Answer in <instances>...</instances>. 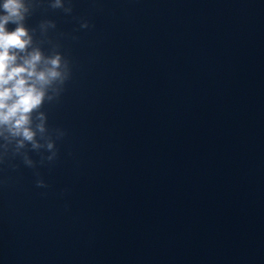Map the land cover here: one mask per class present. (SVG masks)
<instances>
[{
  "label": "clouds",
  "instance_id": "clouds-1",
  "mask_svg": "<svg viewBox=\"0 0 264 264\" xmlns=\"http://www.w3.org/2000/svg\"><path fill=\"white\" fill-rule=\"evenodd\" d=\"M52 9H61L65 14L73 11L72 0H50ZM32 0H3L0 3V161L7 155L9 145H14L13 155H21L23 163L31 168L34 161L28 149L41 154V163L57 157L55 140L47 128V116L42 107L45 102L57 100L71 77L70 62L53 45L46 55L34 41L35 29L26 26L32 14ZM9 25L15 27L9 29ZM42 35L55 29L54 21L45 20L39 25ZM87 21L81 28H88ZM51 43V41H49ZM56 139L65 135L55 130ZM38 175V173H37ZM37 187H47L43 179H37Z\"/></svg>",
  "mask_w": 264,
  "mask_h": 264
}]
</instances>
